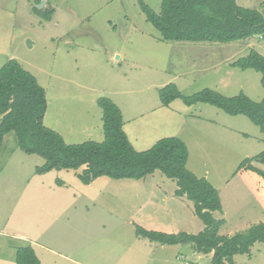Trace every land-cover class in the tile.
I'll list each match as a JSON object with an SVG mask.
<instances>
[{"label": "rangeland", "instance_id": "rangeland-1", "mask_svg": "<svg viewBox=\"0 0 264 264\" xmlns=\"http://www.w3.org/2000/svg\"><path fill=\"white\" fill-rule=\"evenodd\" d=\"M37 1L43 0H0V68L14 59L44 88L45 127L66 144L101 142L102 112L96 100L106 97L120 109L122 128L136 151L163 138L184 142L187 169L220 193L226 219L220 236L264 222V180L237 172L244 159L264 150L258 127L207 104L189 106L175 99L164 107L158 98V90L169 84L191 96L216 91L219 81L218 88L232 87L230 92L219 89L230 96L216 91L225 97L243 93L260 101L261 75L223 61L251 51L264 56V35L226 44L162 41L137 0H44L41 10H53L48 21L33 12ZM143 1L160 12L161 0ZM235 2L258 9L261 0ZM4 151L11 154L14 177L5 170L0 178V217L3 223L13 221L8 233L18 237L0 239L6 242H0L5 256L13 243L33 247L40 264L211 263L212 254H198L189 244L161 245L136 236L137 227L166 234L204 229L192 203L173 194L175 181L159 171L152 174L155 183L100 177L84 185L77 178L81 169L36 174L44 160L21 152L13 132ZM254 166L264 172V165ZM4 191L9 198L2 196ZM233 261L264 264V245L254 244L249 255Z\"/></svg>", "mask_w": 264, "mask_h": 264}, {"label": "trees", "instance_id": "trees-1", "mask_svg": "<svg viewBox=\"0 0 264 264\" xmlns=\"http://www.w3.org/2000/svg\"><path fill=\"white\" fill-rule=\"evenodd\" d=\"M137 2L162 41L226 44L264 35V0L258 9L238 6L235 0H161L158 14L143 0ZM33 12L46 21L53 14L50 8L33 7ZM230 66L259 73L264 90V56L251 51ZM158 98L164 107L181 99L185 105L207 104L229 116H244L264 135V96L255 102L243 93L225 97L210 89L184 96L174 84H169L158 90ZM96 105L102 112L103 141L66 144L59 133L43 124L47 108L44 88L16 60H9L0 68V147L3 137L14 132L21 152L44 160L35 169L36 174L81 169L77 178L84 185L100 177L142 180L156 171L174 180L177 186L174 195L192 203L204 229L197 234H166L137 227L136 236L150 242L169 246L189 244L198 254H212L210 264H234L235 256L249 255L256 243L264 245V223L261 222L231 236L218 234L225 223L212 214L222 211L218 191L205 178H198L187 169L188 149L183 141L163 138L150 149L138 152L122 128L120 109L106 97L98 98ZM254 164L264 165V150L244 159L237 172L249 171L264 180V172ZM15 264L40 262L33 248L25 246L16 250Z\"/></svg>", "mask_w": 264, "mask_h": 264}, {"label": "crops", "instance_id": "crops-1", "mask_svg": "<svg viewBox=\"0 0 264 264\" xmlns=\"http://www.w3.org/2000/svg\"><path fill=\"white\" fill-rule=\"evenodd\" d=\"M261 2H262V0H261ZM260 2V3H261ZM261 55V54H260ZM263 56V55H262ZM237 60V59H236ZM235 60H232V61H230V60H224L223 61V63H226L227 65H229L230 66V64L232 63V62H234ZM231 67V66H230ZM233 68V67H232ZM219 82V81H218ZM217 82V83H218ZM215 84L216 86V88H214V90H216V91H219L220 92V90L219 89H224L225 91H232V87L231 86H229V85H222L221 86V88H218L219 86H218V84ZM220 93H222V92H220ZM223 95H226V96H230L229 94H224V93H222ZM262 99V98H261ZM14 133V132H13ZM8 135L9 134H7V135H5L4 137H3V140H2V145H1V147H0V178L3 176V173L5 172V170H7V173L9 174L8 176L9 177H12L13 176V168L12 167H10L9 165H8V163H9V161H10V153L9 152H6L5 153V151H4V143H5V140H6V138H8ZM18 145V144H17ZM243 172H249V171H243ZM36 173V172H35ZM14 177V176H13ZM142 180H150L151 181V183H155L154 182V179H153V177H152V175H150V176H147V177H145L144 179H142ZM28 185L30 184V179L28 180V182H26ZM176 184V183H175ZM57 185H58V183H57ZM177 189V188H176ZM176 189H174L173 190V194H174V192H175V190ZM8 193L6 192V191H4L3 193H2V196L4 197V196H7L8 198H9V196L10 195H7ZM218 194H219V197H220V193H219V191H218ZM182 198V200H185L186 198L185 197H181ZM53 204V203H52ZM52 206V205H51ZM51 206H49V209L50 210H52L51 209ZM44 210V209H43ZM47 210V209H46ZM222 211H223V209H222ZM214 212V213H212V214H215V213H219L220 215L219 216H217L216 218L217 219H222V220H224V225L226 224V219H224V215H223V212ZM12 212H14V209L12 210ZM263 212H264V209H263ZM10 213H11V211H10ZM12 215V214H11ZM222 216V217H221ZM221 217V218H220ZM7 218H8V216H7ZM215 218V219H216ZM26 221H25V219H23L22 220V223H25ZM8 223H10V224H13V221H11V219L9 220V219H7L6 220V222L5 223H3V221H2V219H1V217H0V239L1 238H15V239H18V237H16L14 234L12 235V234H9L8 233V228H7V225H8ZM260 223V222H259ZM262 223V222H261ZM264 223V222H263ZM255 224H257V223H255ZM4 225V226H3ZM223 225V226H224ZM253 225V224H252ZM222 226V227H223ZM200 228H201V226H200ZM0 242H5V241H2V240H0ZM6 243V242H5ZM10 244V246H9V248H8V251H9V255L8 256H5L7 253H5L2 249H4L2 246H1V243H0V264H14L13 262H14V258H15V255H16V250L18 249V248H20V247H25V246H18L19 244H17V245H14L13 243H9ZM33 248V247H32ZM33 250L35 251V249L33 248Z\"/></svg>", "mask_w": 264, "mask_h": 264}, {"label": "water", "instance_id": "water-1", "mask_svg": "<svg viewBox=\"0 0 264 264\" xmlns=\"http://www.w3.org/2000/svg\"><path fill=\"white\" fill-rule=\"evenodd\" d=\"M44 3H45L44 0L41 1V3H39L38 6H37L36 8H37L38 10H41V9L43 8V6H44ZM116 59H118V57H116Z\"/></svg>", "mask_w": 264, "mask_h": 264}]
</instances>
